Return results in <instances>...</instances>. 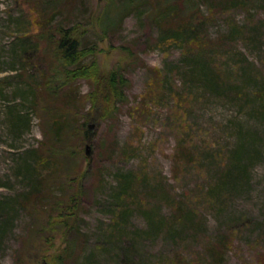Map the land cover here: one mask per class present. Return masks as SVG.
Wrapping results in <instances>:
<instances>
[{
  "label": "rangeland",
  "instance_id": "rangeland-1",
  "mask_svg": "<svg viewBox=\"0 0 264 264\" xmlns=\"http://www.w3.org/2000/svg\"><path fill=\"white\" fill-rule=\"evenodd\" d=\"M122 1L0 0V264L77 188L63 264H264V0ZM59 24L91 48L70 66Z\"/></svg>",
  "mask_w": 264,
  "mask_h": 264
},
{
  "label": "trees",
  "instance_id": "trees-1",
  "mask_svg": "<svg viewBox=\"0 0 264 264\" xmlns=\"http://www.w3.org/2000/svg\"><path fill=\"white\" fill-rule=\"evenodd\" d=\"M58 1L59 0H37V3L42 11H44L45 13L47 11L48 13H52L54 6L58 3ZM140 1L141 0H123L121 5H123L122 7L125 8L122 9L135 7L140 3ZM162 1L164 3L168 2V0ZM112 13V9L110 8L106 9V11L104 12L103 21L105 25H108L110 23V14ZM56 31L58 32L57 37L54 38V42H51V44L54 48L55 53H57V56H59L60 60L65 65L67 64V66H70L71 64H74L78 60H80L82 55L90 53L91 48L82 46L83 34L84 31H86V29L82 25L77 24L68 28L59 24L57 25ZM80 68L83 69L84 66H81ZM108 80L110 83L111 94L114 102L116 103L122 101V99L124 98L123 88L127 86L128 81L121 76H118L116 72H112ZM18 119H20L19 116L16 117V120ZM60 130L61 129L57 127L56 123H53V125L50 127V132L55 137L61 135ZM88 139L90 138L88 137ZM129 182L130 181L126 179L120 183L118 190L119 192L114 197L116 201H119L121 195H124L125 192L130 189ZM33 188H37V186ZM76 191L77 192H75L74 189V193L70 195L71 198H67L66 200L63 199L65 201L59 199L58 202H55L53 204V210L57 211L53 217V221H49V223H45L43 225H40L39 227L31 229L32 232L30 236L21 245L22 250L18 254V264H38L42 249L45 246H48L49 243L50 245L52 244L54 233L59 230L62 231L63 234L67 235L69 240L75 238L78 233V227H76V216L78 214L80 206V198L78 196L80 190H78L77 188ZM3 205L4 204H2V206ZM2 206L0 205V208ZM123 214H125V212L121 211L119 217L121 221ZM147 217H149V215H147ZM3 224L7 225V222H4ZM155 224L156 223H153L152 221V216H150L149 229L152 230V228L155 227ZM107 235H109L110 237H114L115 233L110 232ZM74 244L73 242H71V240L67 241L63 250L64 254H62L61 257L58 256V264H63V262L66 263V260H69V253H71V250L74 248Z\"/></svg>",
  "mask_w": 264,
  "mask_h": 264
}]
</instances>
